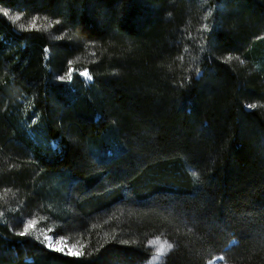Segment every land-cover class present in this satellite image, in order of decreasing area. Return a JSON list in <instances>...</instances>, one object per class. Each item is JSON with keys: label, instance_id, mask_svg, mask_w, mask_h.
<instances>
[{"label": "trees", "instance_id": "obj_1", "mask_svg": "<svg viewBox=\"0 0 264 264\" xmlns=\"http://www.w3.org/2000/svg\"><path fill=\"white\" fill-rule=\"evenodd\" d=\"M0 9V264H264V0Z\"/></svg>", "mask_w": 264, "mask_h": 264}, {"label": "rangeland", "instance_id": "obj_2", "mask_svg": "<svg viewBox=\"0 0 264 264\" xmlns=\"http://www.w3.org/2000/svg\"><path fill=\"white\" fill-rule=\"evenodd\" d=\"M23 230V229H22ZM34 236L35 238L39 239L40 241H42V243L46 246L48 241H45L44 237L45 236H49L51 237V242L53 244V248H49L51 250H54L55 247H63L64 251H58L60 253L63 254H68L69 250L71 251H76L79 252V244L75 241H73L72 239L68 238L67 235H62V234H56L54 229H51L47 226L41 225L38 223L36 224L35 228L31 231V234ZM61 238H63V241L61 244H56L57 240H61ZM159 240L160 243H168L166 240L162 239V238H155L153 240L150 241V248L153 250V255L151 257V259L146 263V264H160L164 261L166 255L169 253L170 250L166 251L162 256H160L159 258H157L158 253H157V249L159 247V244H154L152 243L153 241H157ZM56 251V250H54ZM222 257V256H221ZM221 257H217L214 260L210 261L211 264H226L225 263V258L223 257V259L221 260ZM210 262L208 264H210Z\"/></svg>", "mask_w": 264, "mask_h": 264}, {"label": "snow or ice", "instance_id": "obj_3", "mask_svg": "<svg viewBox=\"0 0 264 264\" xmlns=\"http://www.w3.org/2000/svg\"><path fill=\"white\" fill-rule=\"evenodd\" d=\"M0 12H2L3 15H5V16H8L9 15V13L6 10H4V9H0ZM205 27H207V26L205 25ZM228 59H231V57H229ZM82 74L84 76L88 77L89 79H91L90 75L87 72H84ZM67 78H70V74L68 75ZM60 79H65V77H61ZM249 107H255V105H249ZM36 224H37V221L35 219L28 220L24 224L23 230L20 231L18 233V235L25 236V235L31 234V231L35 228ZM44 239H45V241H48V243L46 245L47 247H49V248H53L54 247L53 244H52V242H51V237L45 236ZM62 242H64L63 241V238H61V240H57L56 241V244H61ZM152 243L159 244V247L157 249V253H158L157 258H159L160 256H162L166 251L171 250L172 247H173L172 244H170V243H160L159 240L153 241ZM54 250H56V251H64V248L63 247H55ZM68 254L69 255H80L81 253L80 252H76V251L69 250ZM220 259L222 260L223 257H221ZM210 264H211V262H210Z\"/></svg>", "mask_w": 264, "mask_h": 264}, {"label": "water", "instance_id": "obj_4", "mask_svg": "<svg viewBox=\"0 0 264 264\" xmlns=\"http://www.w3.org/2000/svg\"><path fill=\"white\" fill-rule=\"evenodd\" d=\"M232 245H233V244H232ZM232 245H230V246H232ZM230 246H229V247H230Z\"/></svg>", "mask_w": 264, "mask_h": 264}]
</instances>
